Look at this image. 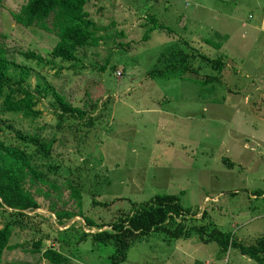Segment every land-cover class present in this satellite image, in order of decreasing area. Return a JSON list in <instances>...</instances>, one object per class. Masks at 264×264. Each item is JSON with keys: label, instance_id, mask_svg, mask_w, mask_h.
<instances>
[{"label": "rangeland", "instance_id": "rangeland-1", "mask_svg": "<svg viewBox=\"0 0 264 264\" xmlns=\"http://www.w3.org/2000/svg\"><path fill=\"white\" fill-rule=\"evenodd\" d=\"M26 1L0 0L10 77L0 91V138L25 150L44 183L24 184L38 207L18 215L9 239L17 247L0 264H53L41 254L49 246L63 253L60 264H112L113 240L61 248L58 231L109 230L82 217L107 224L162 194L196 208L190 223L230 231L243 244L264 238V0H87L98 44L79 48L75 62L52 56L51 32L12 22ZM151 18L169 31L149 32ZM170 47L188 54L189 72L148 76ZM203 57L219 61L220 72ZM210 76L218 82L199 84ZM52 91L84 118L60 116ZM50 138L46 156L31 141ZM2 208L0 228L11 210ZM53 210L74 216L60 223ZM126 253L118 264H256L197 235H140Z\"/></svg>", "mask_w": 264, "mask_h": 264}, {"label": "trees", "instance_id": "trees-1", "mask_svg": "<svg viewBox=\"0 0 264 264\" xmlns=\"http://www.w3.org/2000/svg\"><path fill=\"white\" fill-rule=\"evenodd\" d=\"M87 0H27L17 12L10 13L12 22L22 28L37 27L40 30L51 32L56 37V42L51 49L54 58L63 62H75L77 51L85 45L96 46L98 44L96 31L98 29L88 20L84 11ZM151 27L148 31L164 29L154 19H149ZM147 38L144 33L142 39ZM210 67L220 72L221 63L217 60H208ZM189 56L177 47L168 48L160 54L156 66L148 72V76L156 78H184L188 71ZM8 53L0 43V91L7 81ZM218 82L217 77L210 76L201 80L199 84H211ZM53 107L58 110L60 116L81 120L86 115L85 111L71 106L64 97L52 91ZM23 140L25 137L20 136ZM38 146V150L44 156L52 150L54 139L31 140ZM34 180L44 183L41 174L31 166V158L23 148L13 145H5L0 138V208L3 206L11 209L7 211V219L0 228V258L6 249H14L17 245H10L9 239L14 231V226L21 222L18 215L21 211L32 210L38 207L37 202L24 188V184ZM53 189L56 187L51 185ZM70 196L80 205L79 192L70 188ZM95 202L101 206H107L111 201ZM133 208L127 212H121L112 222L97 224L88 217L83 216L84 222L90 226L108 225L109 230L99 232H84L80 234L69 226L59 230L56 241L64 246L78 245L90 239L93 242L105 243L113 240L115 251L109 256L112 264H118L127 257V250L131 242L140 235H148L153 232L162 233L173 239L189 238L197 235L203 243L214 242L222 250L227 251L229 247L236 249L241 255L252 259L256 264H264V238L259 237L254 242L243 244L234 239L230 231H222L218 228H208L206 224H195L193 220L196 208L184 207L177 196L162 194L154 195L147 200L133 203ZM5 209V208H2ZM6 212V210H4ZM57 221L69 220L73 215L69 211L53 210ZM80 215H82L80 213ZM187 217V218H186ZM179 218V219H177ZM39 252V249H35ZM42 256L48 262L60 264L64 255L60 250L52 246L42 251Z\"/></svg>", "mask_w": 264, "mask_h": 264}]
</instances>
